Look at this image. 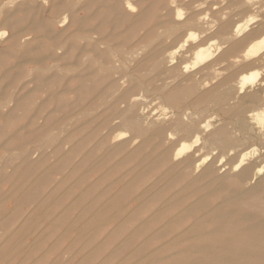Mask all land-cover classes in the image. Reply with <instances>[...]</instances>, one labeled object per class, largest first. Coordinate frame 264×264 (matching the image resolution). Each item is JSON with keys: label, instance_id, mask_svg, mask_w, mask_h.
Masks as SVG:
<instances>
[{"label": "rangeland", "instance_id": "rangeland-1", "mask_svg": "<svg viewBox=\"0 0 264 264\" xmlns=\"http://www.w3.org/2000/svg\"><path fill=\"white\" fill-rule=\"evenodd\" d=\"M5 30L0 264H256L264 173L243 184L264 166L249 113L264 52L245 50L264 0H0ZM253 69L259 87L239 94ZM243 151L251 171L233 176Z\"/></svg>", "mask_w": 264, "mask_h": 264}, {"label": "bare ground", "instance_id": "bare-ground-1", "mask_svg": "<svg viewBox=\"0 0 264 264\" xmlns=\"http://www.w3.org/2000/svg\"><path fill=\"white\" fill-rule=\"evenodd\" d=\"M188 23V22H187ZM243 25V24H242ZM249 25L250 24H246L245 26H242V28L241 29H239V28H237V29H239V33H242V32H245L247 29H248V27H249ZM241 25H239L238 27H240ZM172 30V29H171ZM260 30V29H259ZM252 33V32H251ZM193 35V34H192ZM195 35V34H194ZM197 35V34H196ZM250 36H253V35H250ZM196 37V36H195ZM220 47V46H219ZM218 47V48H219ZM221 48V47H220ZM219 48V50H221ZM96 49V48H95ZM218 50V49H217ZM160 51V50H159ZM212 50L210 49V48H208L207 46H201V47H199L198 48V50H196V52H195V55H196V59L197 60H199V61H203V60H205V59H207L208 57H214V56H212V52H211ZM162 52V51H161ZM264 52V37H259L258 39H256L255 41H253L248 47H247V49L245 50V54L248 56L247 58H251V57H259L262 53ZM170 53H173V52H170ZM222 55H223V53H222ZM263 55V54H262ZM196 59H195V61H196ZM258 58H256V60H257ZM208 60V59H207ZM206 60V61H207ZM260 60V59H259ZM216 72H218V71H216ZM262 75V71L260 70V69H253L252 71H249V72H246V73H242L241 74V76H240V80H238L239 81V90H238V93L239 94H241V93H244L246 90H248V88H250L252 85H255V86H258V81H259V77ZM230 79V78H229ZM228 80V79H227ZM222 82H224V81H222ZM227 82V81H226ZM221 84V83H220ZM227 84V83H226ZM222 85H224L223 83L221 84V87H222ZM225 87V86H224ZM259 87V86H258ZM238 88V87H237ZM216 89H218V88H216ZM233 89V88H232ZM221 90V89H220ZM212 91V90H211ZM219 91V90H218ZM180 93V92H179ZM254 93H256V92H254ZM262 93V92H261ZM215 94V93H214ZM231 94H232V96H233V93L231 92ZM256 94H260V90H257V93ZM255 94V95H256ZM237 95V94H236ZM243 95V94H242ZM241 95V96H242ZM263 95V94H262ZM252 97H253V95H252ZM230 98V97H229ZM258 98V97H257ZM251 100H252V98H250ZM214 100H215V97H214ZM238 101V100H237ZM236 101V102H237ZM234 102H235V100H234ZM225 103V102H224ZM227 103V102H226ZM229 103V102H228ZM250 103V102H249ZM237 104H239V103H237ZM257 106L255 107V109H252L249 113H250V115H252L253 116V119L255 120H253L254 122H258L257 123V126H258V124H260V125H262V127L264 128V98H262L261 96L258 98V101H257ZM234 105V104H233ZM232 105V106H233ZM236 105V104H235ZM241 105V104H240ZM244 106V105H243ZM242 106V107H243ZM231 107V106H230ZM229 107V108H230ZM238 107V106H237ZM241 107V108H242ZM236 108V107H235ZM236 109H238L239 110V108H236ZM105 111H107V110H105ZM238 112V111H237ZM232 116V115H231ZM185 117V116H184ZM240 118H242V117H240ZM239 118V119H240ZM186 119V118H185ZM252 120V119H251ZM244 121H245V119H244ZM246 122V121H245ZM243 123V122H242ZM189 126H193L191 123H189L188 124ZM210 126H212L211 124H207V123H204V125L202 124V128H203V130L201 131V132H199L198 134H196L195 135V137H196V140H202V134L203 133H206V132H208V131H210ZM256 126V125H255ZM244 127V126H243ZM242 127V128H243ZM147 128V127H146ZM158 129H160V127L158 128ZM260 129V128H259ZM218 130V129H217ZM261 130V129H260ZM212 133V132H211ZM248 135V134H247ZM213 137L214 138H212V140L211 141H217V142H219V143H223L224 145H226V143H229V139H224V138H222V133L221 132H219V133H216V134H213ZM129 138V137H128ZM252 139H254L255 140V142H257L258 141V139H260L259 138V136L256 134V135H254V136H252ZM208 141H210V140H208ZM198 142V141H197ZM205 142H207V141H205ZM184 143H186V142H184ZM188 143V142H187ZM189 144V143H188ZM254 145H256V143H254L253 144V146ZM188 146H190V145H188ZM184 147H187L186 146V144H185V146ZM184 147H183V145L182 146H180L179 148H178V151H177V154H180V153H182L183 152V150H184ZM191 147V146H190ZM255 148V147H254ZM262 148L264 149V142H262ZM232 149H234V148H232ZM258 148H255V151H256V153L258 154V150H257ZM254 150V149H253ZM252 150V151H253ZM250 151V150H249ZM186 152V151H185ZM232 153V152H231ZM183 154V153H182ZM249 154H250V152H248V151H243V152H240V154H239V159H238V162L236 163V164H234V167H233V171H236V174L234 173H232L233 174V176H238V177H241V176H243V175H245V174H247L248 172H250L251 171V169H250V166L248 165V162H247V160L249 159ZM255 155V154H254ZM178 156V155H177ZM251 156V155H250ZM178 158V157H177ZM222 158H223V156H222ZM223 160H224V158H223ZM222 160V161H223ZM227 163V162H226ZM253 164V163H252ZM223 165V167L221 168V171H224V172H226V169H227V166L226 165H224V164H222ZM254 165V164H253ZM147 166V165H146ZM197 166H199V165H197ZM254 166H256V164L254 165ZM252 168H253V166H252ZM209 169V168H208ZM211 169V168H210ZM207 171H209V170H207ZM228 171V170H227ZM264 173V166H259V168L257 167V170L254 172V174L252 175V176H249L250 178L246 181V182H244V184H243V187H244V192H246V193H252V192H254L256 189H257V185H256V180H257V178H258V176L259 175H262ZM225 175V174H224ZM223 175V176H224ZM222 176V175H221ZM225 176H227V174L225 175ZM230 176H232V175H230ZM228 177V176H227ZM264 177V176H263ZM220 178V177H219ZM222 178V177H221ZM220 178V179H221ZM229 178V177H228ZM223 180H224V177L222 178ZM241 179V178H240ZM242 181V180H241ZM221 183V182H220ZM241 183V182H240ZM259 184V183H258ZM260 186V185H259ZM237 187V186H236ZM235 187V188H236ZM261 187V186H260ZM232 188V187H231ZM230 188V189H231ZM237 188H239V187H237ZM234 189V188H233ZM237 190V189H236ZM231 191H232V189H231ZM230 191V192H231ZM239 192H240V190H238ZM257 191H259V188L257 189ZM233 192H235V191H233ZM237 192V191H236ZM241 193H242V191H241ZM245 193V194H246ZM257 194H259V192H256ZM234 194V193H233ZM238 193H236V195H237ZM235 195V196H236ZM243 195H244V193H243ZM256 195V194H255ZM254 195V196H255ZM253 196V195H252ZM252 196L251 197H245V199H247L248 200V198H252ZM225 197V196H224ZM240 197H242V196H239V199H240ZM254 199V198H253ZM238 200V199H237ZM241 200V199H240ZM232 202L233 201H231V202H227V203H231L232 204ZM4 203V202H3ZM234 203V202H233ZM141 204V203H140ZM224 206V205H223ZM222 206V207H223ZM249 207V206H248ZM221 208V207H220ZM250 209L254 212L253 214L255 215V217L256 218H258V223L257 224H255V226L256 227H253L256 231L254 232V234L255 235H252V238L251 237H249V238H251V245H252V243H253V245H254V248L256 249V253H255V251H254V253L252 252L251 253V257H252V259L255 261L256 260V264H264V262H261V260L260 259H262V260H264V235H263V227H264V199H260V200H255L253 203H252V205H251V207H250ZM221 210H223V212H224V209L223 208H221ZM227 211H229V210H227ZM16 212V211H15ZM234 213H235V211H233ZM218 213V212H217ZM243 213V212H242ZM244 214V213H243ZM250 214V213H249ZM227 215V214H226ZM240 215V214H239ZM241 216V215H240ZM225 217H227V216H225ZM224 217V218H225ZM230 218H231V216H230ZM226 219V218H225ZM228 219V218H227ZM242 218H240V220H241ZM239 220V221H240ZM249 220H251V219H249ZM248 220V221H249ZM253 220V219H252ZM223 222H224V220H223ZM226 222H228V221H226ZM241 222V221H240ZM252 222V221H251ZM243 223H245V222H243ZM247 224L246 225H248V226H250L249 224H248V222H246ZM252 224V223H251ZM223 225H221V227H222ZM243 227V226H242ZM252 227V226H251ZM223 228H224V226H223ZM222 228V229H223ZM244 228V227H243ZM250 228V227H249ZM221 229V228H220ZM219 229V230H220ZM214 230V229H213ZM215 230H217V229H215ZM211 231V230H210ZM249 231V230H248ZM209 232V231H208ZM207 231H206V233L205 234H207L208 233ZM213 232H215V231H213ZM213 232H212V234H213ZM225 232V231H224ZM220 233H223V231L222 232H220ZM230 233V232H229ZM239 236V235H238ZM237 236V237H238ZM247 239V238H246ZM250 240V239H249ZM245 243H248V242H245ZM201 247H203V246H201ZM212 249V248H211ZM217 249V248H216ZM207 251V250H206ZM202 254V253H201ZM263 254V255H262ZM209 255V254H208Z\"/></svg>", "mask_w": 264, "mask_h": 264}, {"label": "clouds", "instance_id": "clouds-1", "mask_svg": "<svg viewBox=\"0 0 264 264\" xmlns=\"http://www.w3.org/2000/svg\"><path fill=\"white\" fill-rule=\"evenodd\" d=\"M0 35L6 36V35H7V32H6V30H5V31H3V32H0ZM262 80H264V77H262Z\"/></svg>", "mask_w": 264, "mask_h": 264}]
</instances>
